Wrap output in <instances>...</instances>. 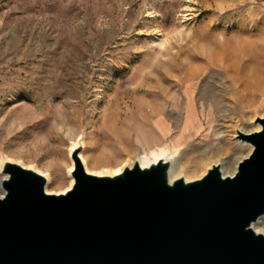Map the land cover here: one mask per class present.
I'll use <instances>...</instances> for the list:
<instances>
[{"label": "rangeland", "instance_id": "1", "mask_svg": "<svg viewBox=\"0 0 264 264\" xmlns=\"http://www.w3.org/2000/svg\"><path fill=\"white\" fill-rule=\"evenodd\" d=\"M185 89L199 136L182 133ZM259 116L264 0H0V158L49 176L48 193L70 186L74 154L102 174L168 146L194 175L193 151L212 145L233 165L248 154L234 124Z\"/></svg>", "mask_w": 264, "mask_h": 264}, {"label": "water", "instance_id": "2", "mask_svg": "<svg viewBox=\"0 0 264 264\" xmlns=\"http://www.w3.org/2000/svg\"><path fill=\"white\" fill-rule=\"evenodd\" d=\"M241 135L252 146L233 176L168 180L169 164L138 163L114 176L86 173L76 154L73 185L45 191V178L2 165L0 264H264V118Z\"/></svg>", "mask_w": 264, "mask_h": 264}, {"label": "bare ground", "instance_id": "3", "mask_svg": "<svg viewBox=\"0 0 264 264\" xmlns=\"http://www.w3.org/2000/svg\"><path fill=\"white\" fill-rule=\"evenodd\" d=\"M232 49V48H231ZM227 54H228V50L226 51ZM238 53V52H236ZM227 56V55H226ZM237 57V56H236ZM222 58V57H221ZM196 59V57H195ZM199 59V58H198ZM236 61V60H235ZM214 62L215 60L214 59H211V60H208L207 61V66H211V65H214ZM217 62V61H216ZM228 64V63H227ZM231 65V64H229ZM227 66V65H225ZM234 66V65H233ZM229 68V67H228ZM203 69V68H202ZM207 69V68H206ZM205 69V70H206ZM158 70V69H157ZM237 70V69H236ZM196 71V70H195ZM240 72V71H239ZM204 73L202 72H198L196 74H194L192 77H189L188 80L191 81V85H194L196 83L199 82L201 76L203 75ZM227 74V73H226ZM240 75V74H239ZM187 76V75H186ZM210 77V76H209ZM229 77V76H228ZM235 78V77H234ZM182 79V78H181ZM185 79V77H184ZM213 79V78H212ZM211 79V80H212ZM234 80V79H233ZM240 80V79H239ZM176 82V81H175ZM178 82V81H177ZM211 82V81H210ZM209 82V84H210ZM237 82V81H236ZM170 84H173V83H170ZM175 84V83H174ZM190 85V86H191ZM161 86V85H160ZM166 86V85H165ZM188 86V85H187ZM167 87V86H166ZM206 87V85H205ZM165 88V87H164ZM192 90V89H191ZM160 92V91H159ZM152 93V92H151ZM204 93V92H203ZM169 94V93H168ZM183 96L185 98V110H186V113H185V120H184V127H183V131L182 133L186 136V137H191V133L193 132L195 134V136H197L199 134V132L202 130V124L200 122V120L197 118L198 115H197V112L195 107H194V101H193V97L189 94V91H187V89H185L183 91ZM170 98V97H169ZM175 102H178V99H175L173 100V103L175 104ZM141 103V102H140ZM214 99L209 101V106L213 107L214 106ZM253 103V102H252ZM146 105V104H145ZM146 107V106H145ZM144 108V107H143ZM153 110V109H152ZM151 111V110H150ZM149 111V112H150ZM184 111V110H183ZM203 111V108L201 107L200 108V113H202ZM221 111V110H220ZM224 112V111H223ZM205 113V112H203ZM170 116H171V113H170ZM177 117V116H175ZM190 117H191V120H190ZM260 119H263L264 116H259ZM155 119V118H154ZM207 122V126L211 127V123H210V119L207 118L206 120ZM182 124V123H181ZM237 124H234L233 126V131H234V134L237 135L235 138L237 141H234L239 147L241 148H246L247 149V152L248 154L246 156H242L240 157L239 159L235 160L236 162H234V164L232 165L230 163V159L227 160V162H223L222 159L220 157H218L217 160H212L213 158L211 156H208V155H214L216 154L217 152H221V149L222 147H212V145H209V146H206L203 150L199 151V150H194L193 151V154L191 156V160H192V164H194V167L195 168H199L201 167V164L203 163L202 167H201V172L199 174H194V175H189L186 170L184 168H180V165H179V161L181 159V156H182V153L181 151H176L175 148H172V147H166L165 149L158 151V152H155V153H148V154H142L140 156V154L138 152H135L134 155L132 157H129L128 161L124 164H122L121 166H118L116 169L114 170H109V172L107 173H102V174H97V173H91V172H88L86 171L85 167V162L83 160L82 157H80V155L78 156L79 160H80V163L81 165L83 166L84 170L86 171V173H90V174H93V175H98V176H114L116 174H119L123 171L124 168L126 167H129L131 168L133 164L135 163H138L139 166L141 168H145V167H149L150 165L154 164V163H157L158 161H163V162H166L169 164V168H168V180L169 182H172L178 178H182L185 182H190V181H193V180H196V179H199L201 178L203 175L206 174L207 170L212 168L213 166H218L220 168V171H221V175L223 177H226V176H233L236 172V169H237V165L238 163L245 157H247L250 152L252 151V146L245 142L244 140L241 139V135H249V133L251 131H259L260 128H259V125L256 124L255 126L257 128H251L250 130H244L242 129L244 132L242 131H237V128L236 127ZM253 129V130H252ZM168 132H170V130H167ZM179 134V133H178ZM208 135V133L206 134ZM199 136V135H198ZM201 140H205V141H208V139L205 138V135L202 136V138H200ZM82 147V144H81V141L79 140L77 145H74L73 148H72V151L77 147L79 146ZM180 145V144H179ZM180 147V146H179ZM200 149V148H199ZM181 150V149H180ZM184 150V149H183ZM186 150V149H185ZM220 155V154H219ZM218 156V155H217ZM211 158V159H210ZM6 162H12L4 157H1L0 158V171H1V168H2V165ZM182 167V166H181ZM74 168V164H73V167L72 169L69 171V173H71V171L73 170ZM26 169H30V168H26ZM36 171V170H34ZM42 175L44 178H45V181L46 183L50 182V177L47 176V175H44V174H40ZM7 175H4L0 178V184L3 180L7 179ZM72 180V183L70 184V186L63 192H59V193H50V194H64L66 193L68 190H70V188L72 187L73 185V178L71 177L70 178ZM47 186V185H46ZM1 187V186H0ZM45 191H46V187H45ZM2 192V195L0 196V198L3 197V194L4 192L1 190ZM46 193H48L46 191ZM264 219V214L262 216H260L254 223L251 224V227L252 229L256 232V233H260V234H263L264 235V232L262 229L259 228V224L261 222V220Z\"/></svg>", "mask_w": 264, "mask_h": 264}]
</instances>
